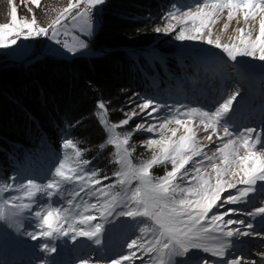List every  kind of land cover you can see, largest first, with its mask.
I'll return each mask as SVG.
<instances>
[{"label":"rangeland","instance_id":"374dc122","mask_svg":"<svg viewBox=\"0 0 264 264\" xmlns=\"http://www.w3.org/2000/svg\"><path fill=\"white\" fill-rule=\"evenodd\" d=\"M204 2L205 0H166L163 4H160V10L163 9L160 14L164 13L165 16L156 17L160 20L158 27L164 28L170 22L175 26V29L169 32H156L155 43H158L160 45L159 47L163 50H160L159 47H151L146 51L148 61L155 65V68L151 74H145V92L142 94H134L127 99L124 106V115L136 108V104L141 103L142 98L152 99L154 103H158L161 107L158 112H153L151 117L147 116V113L152 111L151 107L143 113H140L139 109H136L139 114L134 116L128 125H120L114 130L112 127L109 128L112 139L117 137L122 139L127 133L133 132L136 129V125L141 122H144L146 127L148 123L157 124V130L155 132L149 133L143 130L133 132L129 138V144L123 145L119 150L123 154L124 148H127L128 161L134 167H141L143 165L137 166L131 162L130 153L135 149V146L145 147L144 149L150 155L158 156L160 154L157 146H149L147 143L150 138L159 139L160 137L159 123L161 121L154 120V117H167L173 120L175 118L183 119L184 116L181 113H187L193 108L201 111L215 112L230 95L238 92L228 113L221 121L222 123L225 122V125L230 128L233 134L231 137L224 136L223 130L219 127L214 135L212 134L211 128L205 132L204 124L200 122L198 115L193 114L190 118L187 126L191 127L196 134L201 149L209 156H214V161H208L203 156L193 157L192 161L185 166L189 175L184 180L177 179L175 181V183L183 188L196 184L193 177L196 175L195 163L199 161H203L202 173L206 176L210 175L212 177L211 182L215 183V173L208 165L215 162L218 166H224L220 152L217 150L221 140L227 142L230 138L235 139L237 133L244 132L246 129H253L251 138H255L259 128L264 125V61L259 60L258 54L256 57L238 56L233 61L222 49L215 48L214 45L207 44L203 40L175 39L181 27L191 28L193 26L192 20L184 17L183 14L187 12L195 14L197 8L202 7ZM103 6L104 4L98 7L102 9ZM169 12H175L181 20H187V23L178 24L176 19H169ZM17 13L18 20L21 22L25 19L30 21L32 18L19 16L18 8ZM100 14L101 12L97 17L95 10L93 11L95 19L93 20V34L91 36L95 34L101 23ZM97 19L99 20L98 26L96 23ZM214 19L216 23L210 25L213 32V39L217 36L220 37L222 44H238L236 37L239 33L233 31L234 25H239L238 22L243 25L242 27L245 28L246 32L252 30L253 36L258 35L259 17L254 21L250 18L246 25L243 19V13L241 12L233 20L229 21L228 10L225 9ZM226 23L229 27L224 29V24ZM63 24L67 26L66 34L64 31H61L58 38L64 36L67 39V48H61L55 40L50 39V35L31 36L28 39H33L35 43L34 45H30L28 39L24 38V34H21L16 39V43L12 44L11 40L14 35L10 34L8 36V46L0 47V55H5L13 61H26L36 55L42 56L44 53H49L57 58L68 59L78 55H92V49L89 46L75 53L68 51V48H78L80 40H83L88 45V38L91 36H85L80 31L83 21L78 22L74 27L69 18V20L63 21ZM243 99L251 100L249 108L246 109L243 105L241 106ZM176 109H179L180 112L177 113ZM248 112H250L249 117ZM100 117L106 120L104 111H101ZM105 125L107 126V123ZM173 129L176 130L175 137L172 136ZM164 135L166 137H172L173 140H179L182 135H185V128L173 122L167 125V128L164 130ZM207 135H212L211 141L204 139ZM42 136L43 140L40 146L43 149L35 152L26 150V162L24 164H12L9 168H6V171V166H3V169L0 170V185L13 183L12 177L17 178L14 182L13 190L5 189L3 193H0V199L15 195L21 197L16 203L28 202L24 199V190L18 188V185H26L29 180H33L38 184H47L49 180L60 181V178L55 176V169L63 161L65 163V170H67L77 159L75 156L76 148L64 149L62 147L59 150L46 134H42ZM259 138L264 143V136L262 134L259 135ZM67 139L71 138L66 136L62 139V142ZM245 154V148L240 147L239 155L243 156ZM185 169H182L181 172H184ZM84 171L88 172L91 170L86 166ZM150 176L153 180L164 177V175L162 177H156L151 174ZM225 179L229 178L225 177ZM238 179L239 176L234 178V180ZM138 184V180L133 179L131 181V187L133 189ZM94 187L98 189L101 185H94ZM245 187L247 185L237 183V188ZM75 191H78L76 184L69 185L61 182L62 195L61 193H57L49 199L46 194L37 193L34 198L35 203L33 204L32 210H24L23 215L18 218L17 224L13 225L6 220H0V264H85V262L86 264H111V261L127 254L129 249L125 245L129 240L140 237L141 235H145V238H147L151 234V221H148L147 218L137 217L134 220L131 217H118L114 212L105 219L101 217L97 209L85 211V203H96L99 208L100 204L110 199V197L98 198V195L87 196L85 192H81L79 196L73 198ZM120 191L121 186L118 185L112 189L113 193ZM229 193H236V189L233 188L224 191L221 194V200ZM69 200L72 201L71 208L68 205ZM217 203L219 205L221 201ZM77 204L80 205L78 209L75 207ZM52 207L68 209L72 214L96 215L97 219L92 221V224L101 223L103 225L99 234L101 244L97 245L93 241H89L86 237L79 236L73 241L70 237L73 234L72 232H69L68 236L55 238L38 236L36 240L32 239L29 233H40L42 230L40 227V219L35 217L34 213L36 211L46 213ZM261 207H264V186L261 187V185L259 186L256 183L253 186V190L241 203L223 204L219 209L214 207L212 212L209 213L210 217L213 212H223L229 208H235L238 213L233 214L231 217L226 216L225 219L232 218L243 221V225H232L231 227L240 228L242 232L246 231L249 233L246 236L234 235L231 238L230 243L232 247L228 250L225 259L240 258V264H251V262H254V264H264V256L261 255L264 254V250H261L264 248V231L256 229V226L264 221V216L263 214H252ZM120 210V208H117L116 212ZM7 211L11 212L12 209L8 208ZM137 221H143V223L137 224ZM248 225H251V227L249 228ZM67 227V224L63 225V228ZM76 227L84 229L87 226L76 224ZM140 227H148L149 232L147 234H141L139 232ZM254 234H256L255 239H253ZM44 245H47L49 248H55V251H45L42 247ZM8 250H10L9 253ZM137 255L139 256L141 254L138 252ZM148 259L147 256L144 257L143 261L136 259L135 264H144ZM174 259L176 264H186V262L187 264H200L202 260H207L210 264H226V261L212 256L210 253H205L201 249H190L185 256L175 257ZM123 264H129V262L124 261Z\"/></svg>","mask_w":264,"mask_h":264},{"label":"snow or ice","instance_id":"6c2138e0","mask_svg":"<svg viewBox=\"0 0 264 264\" xmlns=\"http://www.w3.org/2000/svg\"><path fill=\"white\" fill-rule=\"evenodd\" d=\"M9 2L11 3V0ZM31 2L37 7H41L40 0H31ZM104 3L105 0H69L68 5L47 27L38 25L34 12L30 21L27 19L22 22L19 21L17 6L13 4L10 13L11 22L0 24V47L8 46V36L10 34L17 38L24 34L25 39L31 36L50 35V39L61 43L58 38L59 34L61 31L66 34L67 31V26L63 24V21L69 20V18L74 27L78 22L83 21L80 27L81 33L85 36H91L93 34L92 13L95 10L98 17L102 11L98 6ZM225 9L228 10L229 21L242 12L246 25L250 18L254 21L259 17L258 35L253 36L252 30L246 32L245 28L237 27L235 32L239 33L236 37L238 44H222L218 36L213 39L210 25L216 23L214 18L218 17ZM28 11L32 12L31 7L28 8ZM183 16L191 19L193 26L191 28L181 27L175 39L203 40L207 44L214 45L215 48L222 49L233 61L238 56L256 57L257 54L259 60L264 61V0H205L203 6L198 7L195 14L187 12ZM168 18L176 19L178 24L187 23V20H181L175 12H169ZM96 23L98 26V19ZM228 27L227 23L224 24V29ZM174 29L175 26L169 22L164 28L156 27L155 31L169 32ZM11 43L15 44L16 39H12ZM64 47H68L66 43ZM87 47V43L80 40L78 48H68V51L75 53ZM236 95H238V92L230 95L215 112L193 108L187 113H181L184 116L183 119L175 118L173 120L167 117H154V120L161 121L159 123L160 137L159 139L150 138L147 143L149 146H157L160 154L158 156L153 155L152 159L141 167H134L128 161L127 148H124L123 154L119 150L123 145L129 144V138L136 130L149 133L155 132L157 130L156 123H148L146 127L145 123L141 122L136 125L133 132L127 133L122 139L117 137L109 140L108 143L114 144L118 150L119 159L117 162L123 165L120 171L114 173L118 178L117 183L121 186L120 192H112L115 185L102 184L104 179H111V177L96 178L98 169L84 171V168L91 162L87 159H79L81 153L76 150L75 156L77 159L71 167L65 170V163L62 161L59 167L55 169V176L59 177L60 181L49 180L47 184H38L33 180H29L26 185L20 184L17 186L24 190V199L28 202L16 203L21 197L15 195L0 199V220H6L15 225L18 218L23 215L24 210H32L37 193L46 194L50 199L54 194L61 193V182L69 185L76 184L78 191L73 193V198L79 196L81 192H85L87 196L98 195V198L110 197V199L103 201L99 208L96 203H85V211L97 209L101 217L105 219L115 212L118 217H131L134 220L137 217H144L151 221V234L147 238H145V235H141L129 240L125 245L129 249L127 254L111 261V264H123L124 261L135 264L136 259L143 261L145 256L149 259L144 264H176L174 258L185 256L190 249H201L205 253H210L212 256L226 261V264H240V258L225 259L228 250L232 247L231 238L234 235L246 236L249 234L246 231L242 232L240 228L231 227L232 225H243V221L232 218L225 219L226 216L231 217L233 214L238 213L237 210L229 208L223 212H213L210 217L209 213L212 212L214 207L219 209L223 204L241 203L253 190L257 180L264 181V149H256V144L261 141L259 137L251 138L254 130L246 129L244 132L237 133L235 139L230 138L227 142L221 140L217 150L220 152L224 166H218L215 162L208 165L215 173V183L211 182L212 177L210 175L206 176L202 173L203 161L195 163L196 175L193 178L196 184L194 186L183 188L175 183L177 179L184 180L189 175L185 166L192 161L193 157L203 156L208 161H214V156H209L201 149L196 134L191 127L187 126L192 115L196 114L200 117L205 132L211 128L214 135L219 127L223 130L224 136L231 137L233 134L230 128L225 125V122L222 123L221 121L228 113ZM98 106L105 113L107 112L103 102H100ZM150 107L152 111L147 113L148 117H151L153 112H158L161 105L154 103L152 99L142 98V102L136 104V108L132 109L130 113H125L127 118L123 119L120 125H128L129 121L139 114L136 109L143 113ZM176 112L179 113L180 110L176 109ZM173 122L185 128V135H182L179 140H173L172 137L164 135L167 125ZM101 123L106 124L107 121L102 119ZM118 126L112 125L111 127L114 130ZM175 135L176 130L173 129L172 136L175 137ZM204 139L211 141L212 135H207ZM240 147L245 148L246 154L243 156L239 155ZM63 148L75 149V145L71 139H67L63 142ZM164 161L171 163L172 170L168 171L166 176L153 180L149 174V169L154 164L163 163ZM182 169H185V171L181 172ZM237 176H239V179L234 180ZM225 177L229 179H225ZM16 179V177H12L13 183L0 185V193H3L5 189L13 190ZM133 179L139 181L134 189L131 187ZM237 183L247 185V187L237 188ZM94 185H101V187L97 189ZM233 188L236 189V193H229L221 200V194L227 189ZM86 189L87 191H85ZM218 201H221V204L218 205ZM68 205L70 208L72 207L71 200L68 201ZM41 207L43 206L41 205ZM75 207L78 209L80 205L77 204ZM8 208H11L12 211L8 212ZM117 208L121 210L116 212ZM252 214H264V207L257 209ZM34 215L40 219L42 230L40 233H29L32 239L36 240L38 236L44 238L68 236L69 232H72L73 234L70 237L73 241L79 236L86 237L97 245L101 244L99 234L103 225L101 223L92 224V221L97 219L94 214H72L68 209L52 207L46 213L36 211ZM139 223H143V221H137V224ZM64 224H67L68 227L63 228ZM76 224L87 227L81 229L76 227ZM248 227L250 228L251 225H248ZM139 232L147 234L149 228L140 227ZM42 247L47 252L55 251V248H49L47 245ZM138 252L141 255L138 256ZM261 255L264 256V254ZM200 264H210V262L202 260ZM251 264H254V262H251Z\"/></svg>","mask_w":264,"mask_h":264},{"label":"trees","instance_id":"16d2710c","mask_svg":"<svg viewBox=\"0 0 264 264\" xmlns=\"http://www.w3.org/2000/svg\"><path fill=\"white\" fill-rule=\"evenodd\" d=\"M166 0H105L101 23L88 38L92 55L70 59L49 53L26 61H13L0 55V170L26 162V150L39 151L42 134L59 150L62 139L69 136L81 159L98 169L104 185H118L114 173L121 170L117 148L109 128L123 119L127 99L145 92V74L155 65L146 51L159 47L155 28L160 24V4ZM69 3V0H0V24L10 22L15 4L19 16L30 18L33 12L39 26L47 27ZM31 7L32 12L28 11ZM160 48V47H159ZM160 50H163L160 48ZM43 53V52H42ZM159 66V64H158ZM103 102L107 112L99 108ZM104 111L107 126L101 123ZM103 145V147H101ZM145 147L135 146L131 162L148 163L153 155ZM172 170L168 161L157 163L149 171L162 177ZM4 172V171H3Z\"/></svg>","mask_w":264,"mask_h":264},{"label":"bare ground","instance_id":"6f19581e","mask_svg":"<svg viewBox=\"0 0 264 264\" xmlns=\"http://www.w3.org/2000/svg\"><path fill=\"white\" fill-rule=\"evenodd\" d=\"M239 25H234V30L233 31H235V29L237 28V27H242L243 25H241V23H238ZM26 33V32H25ZM60 39V41H61V37L59 38ZM59 44V46L61 47V43H58ZM250 103H251V100H249V99H243V101L241 102V106L243 105L246 109L247 108H249L250 107ZM257 115V114H256ZM250 116V112H248V117ZM264 123V122H263ZM262 134V136H264V125L263 126H261L260 128H259V131H257V134H256V136H255V138L256 137H259V135H261ZM260 141H261V139H260ZM264 143L261 141L260 143H257L256 144V149H263L264 147ZM257 184H259V186L261 185V187H263L264 185V181H259V180H257V182H256ZM263 216H264V214H263ZM264 220V219H263ZM263 223V224H262ZM256 229H258L259 231H264V221H262L261 223H260V225H258V226H256ZM256 238V234H254V237H253V239H255ZM10 248H11V245H10ZM9 248V249H10ZM261 250H264V248L263 249H261ZM9 251L10 250H8V253H9Z\"/></svg>","mask_w":264,"mask_h":264},{"label":"built area","instance_id":"2783aa9c","mask_svg":"<svg viewBox=\"0 0 264 264\" xmlns=\"http://www.w3.org/2000/svg\"><path fill=\"white\" fill-rule=\"evenodd\" d=\"M92 19L94 20L95 19V15H93V13H92ZM13 39H17V37H15V36H13ZM66 38L64 37V36H62L61 37V48H63L64 47V44L66 43ZM28 43L30 44V45H34V40L33 39H28Z\"/></svg>","mask_w":264,"mask_h":264}]
</instances>
